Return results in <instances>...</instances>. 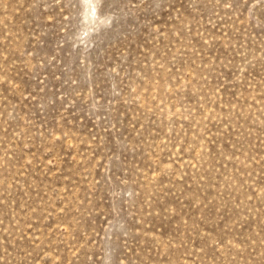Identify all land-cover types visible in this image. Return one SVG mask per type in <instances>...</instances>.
Returning a JSON list of instances; mask_svg holds the SVG:
<instances>
[{"label":"rangeland","instance_id":"obj_1","mask_svg":"<svg viewBox=\"0 0 264 264\" xmlns=\"http://www.w3.org/2000/svg\"><path fill=\"white\" fill-rule=\"evenodd\" d=\"M0 264H264V0H0Z\"/></svg>","mask_w":264,"mask_h":264}]
</instances>
